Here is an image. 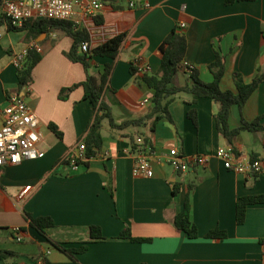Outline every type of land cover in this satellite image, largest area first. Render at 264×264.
<instances>
[{
    "label": "crops",
    "instance_id": "obj_1",
    "mask_svg": "<svg viewBox=\"0 0 264 264\" xmlns=\"http://www.w3.org/2000/svg\"><path fill=\"white\" fill-rule=\"evenodd\" d=\"M101 1L99 14L94 18L77 14L76 26L87 33L90 49L124 34L114 60L95 56L89 61L92 74L112 63L102 99L116 124L144 118L151 110L153 90L143 75L158 72L160 43L174 27L186 39L183 65L193 66L201 80L212 81L209 66L215 53L224 57L219 84L223 91L237 93L235 72L250 83L264 71V0L229 5L224 0ZM26 33L0 25V110L10 94L24 96L39 119L44 155L0 168V250L14 253L0 257V264H264V202L248 204L242 223L235 217L239 197L264 195V130H241L229 140L216 128L219 103L179 92L168 105L171 120L162 118L152 131L149 122L114 128L103 120L96 156L72 172L63 160L79 140L84 141L92 121L91 104L78 85L86 74L79 62L66 56L73 39L65 32L53 29L32 39ZM25 48L40 55L26 94L18 87L13 64L14 55ZM144 66L147 71H142ZM189 82L181 68L174 84ZM144 98L149 101L141 105ZM190 109L196 111V124L187 116ZM258 117L264 127V80L241 107H231L228 125L238 128L242 121ZM140 136H148L151 143L147 154L151 177L132 174L135 155L130 146ZM172 147L185 156L205 154L207 161L176 172L166 159ZM217 147H232L245 158L255 154L261 162L255 180L224 168L214 154ZM26 185L32 189L19 200ZM186 199L189 219L198 232L194 238L173 224ZM39 216L52 220L44 231L53 242L66 248L86 244L75 254L77 261L30 226L29 217ZM14 226L21 230V241L11 231ZM90 226H98L102 238L91 239ZM123 230L128 237H119ZM212 230L224 236L205 237Z\"/></svg>",
    "mask_w": 264,
    "mask_h": 264
},
{
    "label": "trees",
    "instance_id": "obj_2",
    "mask_svg": "<svg viewBox=\"0 0 264 264\" xmlns=\"http://www.w3.org/2000/svg\"><path fill=\"white\" fill-rule=\"evenodd\" d=\"M236 0H224L225 5L232 4ZM6 24L8 30L19 31L27 30L26 38L32 39L41 33H48L50 30L59 29L73 39L70 50L66 56L73 62H79L85 71V80L80 86L83 88V99H86L91 104L92 121L88 126L87 133L84 136L86 157H95L98 149L101 146L100 127L103 120H108L109 125L114 128H124L127 126H142L149 122V130L154 129L155 124L162 118L171 120L168 112V105L171 103L175 95L179 92L189 93L197 98L205 97L219 103V109L214 114L216 128L219 134L229 140L234 139L241 130L263 131L264 127L259 123V117L252 121H242L238 128L231 129L228 125L229 112L233 105L241 107L249 95L256 89L258 84L264 80V71L258 72L255 78L250 83H244L241 75L237 72L233 73L237 93L231 91H223L220 89V80L224 73V57L215 53V58L209 68L212 71L213 79L210 82H205L200 79L197 71L191 68L190 73L187 72L188 66L183 65L182 59L186 49V39L183 33L178 32L174 27L162 40L159 46L161 52L160 66L156 74H144V82L153 90L151 97V110L144 118L125 121L121 124H116L113 121L109 105L102 99V93L106 86L107 77L111 73L112 63H106L102 72L92 74L89 72L90 59L95 56L107 57L114 60L120 50L124 39V34H118L108 39L104 43L97 45L90 50L82 51L80 46L84 41H88V35L84 30H75L73 24L69 20L56 19H28L20 26H12L3 16L0 15V25ZM40 59V55L33 48L28 49L25 62L20 68H17L18 87H24L31 81L32 69ZM183 68L188 74L190 82L184 86H176L174 78L177 72ZM132 71L134 69L131 67ZM187 116L196 124V111L190 109ZM50 129L57 133L53 125H49ZM143 139L142 148L144 151L151 150V143L148 136H140ZM147 149V150H146ZM136 150L135 140L131 142L130 151L134 153ZM256 155L251 154L250 159H255ZM257 175H252L250 179L255 180ZM176 188H174V191ZM264 202V195H247L237 199L235 205V217L237 223H242L245 215V208L248 204ZM30 226L33 227L39 234L46 237L50 243L65 253L71 260L77 261L75 254L86 249V244L78 248H66L59 243L53 242L49 238L44 229L52 226V220L47 216L29 217ZM174 226L185 232L189 238L197 237L198 232L195 225L189 219V203L188 199L184 202L182 210L176 214L173 219ZM127 230H123L119 237H128ZM224 233L218 230H212L205 234V237H222ZM91 239L102 238L101 231L98 226H90ZM9 255H14L13 252L0 250V257L4 258Z\"/></svg>",
    "mask_w": 264,
    "mask_h": 264
},
{
    "label": "built area",
    "instance_id": "obj_3",
    "mask_svg": "<svg viewBox=\"0 0 264 264\" xmlns=\"http://www.w3.org/2000/svg\"><path fill=\"white\" fill-rule=\"evenodd\" d=\"M134 5V2H129L130 7ZM102 6L101 0H0V15L12 26H20L28 19H56L71 21L74 29L77 30L76 25L79 22L77 14L94 18L99 14ZM184 26V23L180 24L181 28ZM80 48L82 51L90 50L89 43L87 41L82 42ZM28 49L25 48L14 55L13 64L16 68L22 66ZM186 65L188 66L187 72L190 73L193 66ZM141 69L147 71L148 66ZM28 91L29 85H24L23 93L26 94ZM148 101L147 98H144L140 104L144 105ZM0 113L2 115L0 120V168L5 165L19 164L23 160L43 157L44 150L40 148L41 137L38 131L39 119L24 100V96L17 93L10 94ZM135 143L136 150L132 153L135 155L132 174L135 177H151L153 171L147 157L149 150H143L142 137H137ZM85 149L84 141L79 140L63 160L64 165L72 172L78 171L80 167L93 158L84 155ZM214 154L222 161L224 168L242 173L248 178L261 171L260 159L242 157L232 147H217ZM166 159L176 172L183 173L194 166L203 165L207 161V155L185 156L176 147H172L168 150ZM31 189V185L22 188L18 193V199L22 200L27 197ZM11 231L16 234V241H21L20 228L14 226Z\"/></svg>",
    "mask_w": 264,
    "mask_h": 264
},
{
    "label": "rangeland",
    "instance_id": "obj_4",
    "mask_svg": "<svg viewBox=\"0 0 264 264\" xmlns=\"http://www.w3.org/2000/svg\"><path fill=\"white\" fill-rule=\"evenodd\" d=\"M89 70L93 71L94 68H90ZM31 76H32V74H31ZM14 244L18 246L20 243H14Z\"/></svg>",
    "mask_w": 264,
    "mask_h": 264
}]
</instances>
